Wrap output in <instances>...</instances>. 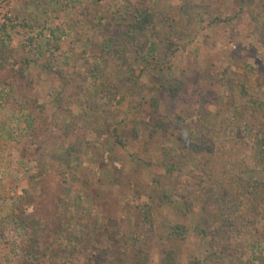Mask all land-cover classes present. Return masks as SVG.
Listing matches in <instances>:
<instances>
[{"label":"rangeland","instance_id":"obj_1","mask_svg":"<svg viewBox=\"0 0 264 264\" xmlns=\"http://www.w3.org/2000/svg\"><path fill=\"white\" fill-rule=\"evenodd\" d=\"M263 10L264 0H0V264L47 260L63 225L86 232L68 264H264V225L214 244L216 209L198 200L186 212L175 195L207 171L179 172L171 158L200 117L208 151L216 124L264 165L246 114L264 111ZM139 11L156 31L134 32ZM134 34L149 41L139 59ZM119 44L125 62L109 53ZM181 78L172 99L165 88ZM153 99L167 132L152 133ZM245 178L264 192L263 168Z\"/></svg>","mask_w":264,"mask_h":264},{"label":"trees","instance_id":"obj_2","mask_svg":"<svg viewBox=\"0 0 264 264\" xmlns=\"http://www.w3.org/2000/svg\"><path fill=\"white\" fill-rule=\"evenodd\" d=\"M242 6L245 8H252L255 0H240ZM253 16V14H252ZM262 22L260 25V39L259 42L264 46V10L259 13ZM131 28L134 32H144L146 30L156 31V23L150 13L138 12L136 19L134 20ZM159 34V35H158ZM157 34L159 42L166 43L167 51L169 54L174 55L178 50V43L175 41L171 34L161 36V32ZM134 35L130 36V47L128 50L134 59L143 57L146 49L148 48L149 41H138ZM128 42V40H127ZM129 43V42H128ZM124 45V44H123ZM120 44L110 49L113 56H117L116 60L125 62L124 56L128 51H120ZM126 53V54H125ZM124 57V58H122ZM23 76V75H22ZM221 74L218 78L213 79L212 82L221 84L223 83ZM185 88V80L179 79L173 85L165 88L166 93L172 99H176L182 96ZM183 97V96H182ZM156 115L153 122L152 133L167 132L169 124L159 115V108L157 100L151 101ZM248 109V108H247ZM234 111V110H233ZM232 109L225 110L223 115H235ZM246 114L248 119L251 118L256 123L254 127L255 138L259 140L264 139V111L261 109H249ZM251 115V116H250ZM191 131L184 134L181 139V145L174 149L171 153L172 163L178 168L179 172L187 171L193 172L194 169H200L207 171L205 178L202 174L196 175L195 180L189 182L183 187H179L175 193L176 197L182 202L186 212L193 210L195 201H202L204 209L208 212L216 209L214 227L215 236L212 237V242L228 244V239L232 232L241 234L240 236H247L254 232H262V217H264V192L260 189L253 188L252 184H248L245 178L247 172L254 170V168L264 169V165L260 163V153L254 149L251 151L246 149L245 144L240 145L238 140L229 139L225 134L223 128H218L216 124H213L211 128V142L218 140L217 149L208 151L206 145L202 141L196 138V134L200 132L202 127V118H195L190 123ZM220 139V140H219ZM121 143V141H119ZM70 146L75 150L76 145ZM217 144V141H216ZM213 143L212 147L216 146ZM77 149V148H76ZM252 165V167H251ZM63 232L60 230L57 233L58 239H64L65 241L59 242L57 240V248L51 250L48 255V264L56 262L58 260L61 264H68L74 253L78 250L79 246L83 245L86 232L83 229H66L63 225ZM54 237L51 240L52 246L55 242ZM63 253L64 257H60ZM67 253V254H66ZM37 264H46L47 260H39L38 257H34Z\"/></svg>","mask_w":264,"mask_h":264}]
</instances>
